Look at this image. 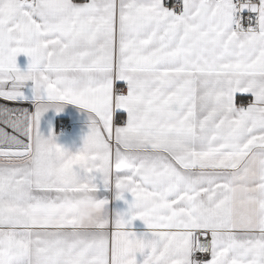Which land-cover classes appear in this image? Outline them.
<instances>
[{"label": "snow or ice", "instance_id": "1", "mask_svg": "<svg viewBox=\"0 0 264 264\" xmlns=\"http://www.w3.org/2000/svg\"><path fill=\"white\" fill-rule=\"evenodd\" d=\"M0 264H264V0H0Z\"/></svg>", "mask_w": 264, "mask_h": 264}, {"label": "crops", "instance_id": "2", "mask_svg": "<svg viewBox=\"0 0 264 264\" xmlns=\"http://www.w3.org/2000/svg\"><path fill=\"white\" fill-rule=\"evenodd\" d=\"M64 142H69L67 138H61ZM74 211L79 219H89L93 212H95V206L93 204V196L87 192L82 191L81 194L76 198L74 205Z\"/></svg>", "mask_w": 264, "mask_h": 264}, {"label": "clouds", "instance_id": "3", "mask_svg": "<svg viewBox=\"0 0 264 264\" xmlns=\"http://www.w3.org/2000/svg\"><path fill=\"white\" fill-rule=\"evenodd\" d=\"M95 215V212L92 213L91 217Z\"/></svg>", "mask_w": 264, "mask_h": 264}]
</instances>
